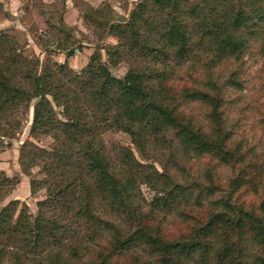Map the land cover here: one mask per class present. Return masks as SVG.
I'll use <instances>...</instances> for the list:
<instances>
[{
  "label": "trees",
  "instance_id": "obj_1",
  "mask_svg": "<svg viewBox=\"0 0 264 264\" xmlns=\"http://www.w3.org/2000/svg\"><path fill=\"white\" fill-rule=\"evenodd\" d=\"M259 2L140 0L129 18L107 21V32L118 38L101 47L108 61L97 49L81 71L27 55L15 35L0 30V141L15 137L22 108L33 110L31 134L55 141L50 150L29 141L22 146L25 171L36 165L42 174L32 191L45 188L47 195L36 214L19 208L18 199L0 209V264H252L246 236L258 243L255 259L264 264V199L258 208L241 199L244 186L257 187L246 169L214 208L192 216L176 235L158 217L188 199L191 188L166 167L139 160L130 147L108 148L103 138L116 129L128 133L143 156L159 144L241 164L223 117L222 86L213 79L200 87L196 74L203 60L210 69L241 59L257 20H264ZM99 10L91 8L85 20ZM121 63L128 70L119 77L112 67ZM193 101L210 107L208 129L182 110ZM0 182L12 180L3 174ZM142 185L155 192L150 201ZM219 190L209 184L210 194Z\"/></svg>",
  "mask_w": 264,
  "mask_h": 264
},
{
  "label": "rangeland",
  "instance_id": "obj_2",
  "mask_svg": "<svg viewBox=\"0 0 264 264\" xmlns=\"http://www.w3.org/2000/svg\"><path fill=\"white\" fill-rule=\"evenodd\" d=\"M0 1L4 3V9L0 7V30L15 35L27 55L39 56L42 61L50 58L52 61L66 62L76 71H81L88 64L90 55L97 49L108 61L101 47L116 44L118 38L107 32V21L129 18L140 2L68 0L70 9L74 6L68 12L67 0H22L11 7V14L7 9V0ZM234 1L238 3V0ZM259 5L264 8V0ZM91 8L100 10L90 13L91 17L85 20L84 14L90 12ZM4 10L11 15L6 16ZM61 19L64 21L60 22ZM254 27V34L249 36L250 46L240 60L222 61L210 69L203 66V60L196 74L200 87H205L213 79L222 86L223 117L232 133L231 146L243 154L241 164H225L208 154L185 153L176 146L159 144L150 146L148 154L143 156L128 133L112 129L103 134L108 148L116 145L130 147L139 160L153 163L160 170L166 167L174 181L191 188L188 199L176 202L170 211L158 217L159 223L170 233H183L194 221L192 216L201 217L214 208V201L229 189L230 182L242 168L255 180L257 187L251 182L244 186L241 199L256 208L264 199V20L258 19ZM244 35L248 36L247 30H244ZM68 38L70 41L65 45ZM63 45L66 49L60 50ZM127 70L126 63L112 67L113 74L119 77L124 76ZM233 80H237L238 84H232ZM182 110L198 126L204 129L210 127V107L207 104L185 102L182 103ZM32 111V108L27 111L22 108L18 116L23 121L15 137H2L0 141V176L4 174L12 180L5 184L0 182V209L11 200L18 199L19 208L27 205L29 211L36 214L37 202L47 195L45 188L35 192L31 188L32 180L42 177L40 168L33 165L27 173L20 159L26 141L49 150L55 146L51 136L31 134ZM211 182L221 190L210 194L208 189ZM141 188L145 198L150 201L155 192L147 185ZM244 243L250 262L260 264L255 259L259 254L258 243L249 236L245 237Z\"/></svg>",
  "mask_w": 264,
  "mask_h": 264
},
{
  "label": "crops",
  "instance_id": "obj_3",
  "mask_svg": "<svg viewBox=\"0 0 264 264\" xmlns=\"http://www.w3.org/2000/svg\"><path fill=\"white\" fill-rule=\"evenodd\" d=\"M21 1H22V0H7V9H8V11H10L11 14H12V8H11V7H12L14 4L17 5L18 3H21ZM66 3H67V4H66V5H67V9H68V12H69L70 10H72V8H73L74 6L70 9V2H68V0H67ZM20 9H21V8H20ZM20 9H19V10H20ZM20 12H21V11H20ZM11 14H10V15H11Z\"/></svg>",
  "mask_w": 264,
  "mask_h": 264
}]
</instances>
